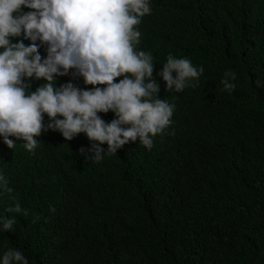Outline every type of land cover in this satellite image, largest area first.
<instances>
[{"label": "trees", "instance_id": "trees-1", "mask_svg": "<svg viewBox=\"0 0 264 264\" xmlns=\"http://www.w3.org/2000/svg\"><path fill=\"white\" fill-rule=\"evenodd\" d=\"M0 0V264H264V0Z\"/></svg>", "mask_w": 264, "mask_h": 264}, {"label": "clouds", "instance_id": "clouds-1", "mask_svg": "<svg viewBox=\"0 0 264 264\" xmlns=\"http://www.w3.org/2000/svg\"><path fill=\"white\" fill-rule=\"evenodd\" d=\"M97 3V0H91L88 4V6L95 7Z\"/></svg>", "mask_w": 264, "mask_h": 264}]
</instances>
